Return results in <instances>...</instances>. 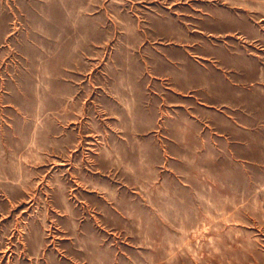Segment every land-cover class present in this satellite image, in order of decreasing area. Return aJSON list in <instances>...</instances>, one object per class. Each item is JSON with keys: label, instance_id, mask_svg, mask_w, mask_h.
<instances>
[{"label": "rangeland", "instance_id": "rangeland-1", "mask_svg": "<svg viewBox=\"0 0 264 264\" xmlns=\"http://www.w3.org/2000/svg\"><path fill=\"white\" fill-rule=\"evenodd\" d=\"M0 264H264V0H0Z\"/></svg>", "mask_w": 264, "mask_h": 264}, {"label": "crops", "instance_id": "crops-1", "mask_svg": "<svg viewBox=\"0 0 264 264\" xmlns=\"http://www.w3.org/2000/svg\"><path fill=\"white\" fill-rule=\"evenodd\" d=\"M208 71H209V73H207V72H205L207 75H211L212 74V71L211 70H209V69H207ZM217 75H218V73H217ZM222 79V82L220 83V87L221 88H226L227 89V83H226V81L223 79V78H221ZM231 94H234L233 92H231ZM241 93H239L238 95H240ZM234 98H236V101H237V93H235L234 94V96H233ZM239 99H242V96H241V98H239ZM246 119V115L244 116V120ZM240 130H243V128H241Z\"/></svg>", "mask_w": 264, "mask_h": 264}]
</instances>
